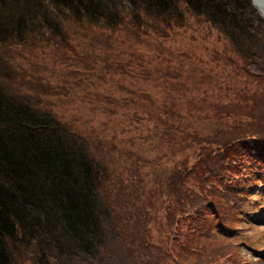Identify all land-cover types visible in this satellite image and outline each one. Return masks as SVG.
<instances>
[{"label": "trees", "instance_id": "16d2710c", "mask_svg": "<svg viewBox=\"0 0 264 264\" xmlns=\"http://www.w3.org/2000/svg\"><path fill=\"white\" fill-rule=\"evenodd\" d=\"M73 26L85 35L103 30L92 45L112 51L101 59L104 68L113 71L114 55L121 71L131 67L163 86V105L143 103L137 120L155 121L154 135L175 152L196 144L155 173L163 180L157 188L147 186L150 171L140 163L120 166L116 137L108 141L62 120L25 75V52L72 47ZM197 32L224 41L226 51L212 55L224 62L222 71L199 75L205 60L189 53L199 46L180 51L168 42ZM179 55L189 61L182 72ZM193 82L227 93L216 102L207 93L189 99L192 116H184L175 96L187 95ZM198 108L209 113L198 118ZM188 118H213L215 128L190 129ZM258 193L264 194V17L252 0H0V264H209L229 249L243 263L232 239L241 237L238 223ZM147 211L164 233L160 244L150 242ZM212 246L217 252L208 256Z\"/></svg>", "mask_w": 264, "mask_h": 264}, {"label": "rangeland", "instance_id": "374dc122", "mask_svg": "<svg viewBox=\"0 0 264 264\" xmlns=\"http://www.w3.org/2000/svg\"><path fill=\"white\" fill-rule=\"evenodd\" d=\"M100 32H103V30L95 28L93 31H88L87 35L80 33L77 39L73 41L75 46L73 52L70 49L57 48L54 45L38 47L35 54L31 56L34 59L25 58L23 65L27 68L26 70L29 74H34L36 80H41L47 84V89L44 90L45 100L51 101L52 109L64 121H74L80 126L77 127L83 132H88L94 128L100 132L101 137L107 136L108 141L114 140L112 137H116L114 141L119 146L120 152L113 154L118 158L120 166L121 164L125 168L129 166V161L131 159L134 160V155L137 154L143 158L138 162L142 165V172L150 170L162 171L161 165L176 162L184 156V153H192L194 150L191 147H196V144L194 143L193 146L185 151L175 152L176 149L172 145L169 146V143L165 145L166 141L161 135H154L153 127L155 126V121L149 124L147 123L148 118L142 120L140 116H138L140 120L134 118V108L138 102L151 104L153 98L156 101L155 103L163 105L166 97L163 86H155L150 81H144L141 77L134 74L135 71L131 67L128 70L132 72H116L115 69L118 66L114 64V55L113 58H109L110 63L113 65V71L104 68L101 59H105V54L107 53L109 55V52L112 53V51L108 49L103 51L102 47H98L97 50L93 48L92 39ZM182 35L185 37L177 36L168 42L173 45L174 49L180 51L181 48L188 50L192 43L199 46L189 52L193 58L205 60V62L199 63V75L211 68L217 69L218 71H222L221 68H225L223 61H217L216 55L212 56L214 51L221 53L226 51L224 41L217 42L211 38L204 39L199 32L194 35L187 33H183ZM188 36H192L197 41L193 42ZM151 58L152 56L148 58V61L145 59V64L150 69L152 66L148 62ZM179 59H181L180 62L183 61L185 63V66H179L178 68L182 72L189 65V61L181 55L174 57L176 61ZM185 78H188V75H184L183 79ZM228 79L225 76H219V81L223 80L224 84L229 81ZM188 87L190 90L187 95L175 96L177 105L181 106V104H184L186 107L182 111L184 116L190 115L188 114L187 103L189 99H200L207 93L211 102H216L219 94L222 97L227 93L225 89L217 90L207 82L189 83ZM145 91H149L150 93L147 99L142 96ZM110 109H114L116 113H111ZM208 111L209 109L206 108V110L200 111V113L204 114ZM188 121L192 122L191 129L197 125L206 127L208 131H212L215 128L214 123L210 120L200 119L196 121L195 119L189 118ZM106 132L108 135H104ZM165 136L167 137V135ZM104 156H107V153H104ZM152 177H154L153 174H150L146 180L148 187L154 185V182L151 180ZM117 180H122L126 183L122 174H120ZM122 181L121 183H123ZM132 187L143 198L148 196L147 191L141 193V189L136 186ZM153 201L155 203L156 201L160 202V199L156 200V198H153ZM262 205H264V202ZM145 217L147 224L153 220L150 211H147ZM239 226L243 227L244 235H250L249 240L251 245H261V241L264 238V221L260 222V224L242 221L238 223ZM163 234L157 228V222L152 225V230L148 231V236L151 235L150 242L152 244L161 243ZM219 244L223 245L224 243L220 240ZM240 249L243 258L251 259L253 262L259 256L253 248L249 247L246 250L241 247ZM237 255H241L240 250ZM214 264H222V259L219 258ZM257 264L264 263L257 262Z\"/></svg>", "mask_w": 264, "mask_h": 264}, {"label": "water", "instance_id": "95a60500", "mask_svg": "<svg viewBox=\"0 0 264 264\" xmlns=\"http://www.w3.org/2000/svg\"><path fill=\"white\" fill-rule=\"evenodd\" d=\"M259 2H260V4L262 5V7H263V8L259 6V4H258L257 0H256V2H255V3H256V4H258V6L261 8V11H262V12H263V14H264V0H259Z\"/></svg>", "mask_w": 264, "mask_h": 264}]
</instances>
